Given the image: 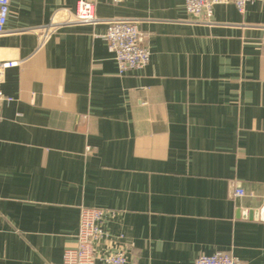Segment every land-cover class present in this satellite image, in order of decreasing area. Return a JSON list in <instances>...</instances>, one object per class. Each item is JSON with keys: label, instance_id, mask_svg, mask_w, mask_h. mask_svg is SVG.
I'll list each match as a JSON object with an SVG mask.
<instances>
[{"label": "crops", "instance_id": "obj_1", "mask_svg": "<svg viewBox=\"0 0 264 264\" xmlns=\"http://www.w3.org/2000/svg\"><path fill=\"white\" fill-rule=\"evenodd\" d=\"M78 1L11 0L0 35L17 62L0 79V264H62L82 207L116 212L127 264H264V0L207 23L184 0H84L94 25ZM112 19L136 23L145 68L119 75Z\"/></svg>", "mask_w": 264, "mask_h": 264}, {"label": "built area", "instance_id": "obj_2", "mask_svg": "<svg viewBox=\"0 0 264 264\" xmlns=\"http://www.w3.org/2000/svg\"><path fill=\"white\" fill-rule=\"evenodd\" d=\"M262 0H184L188 21L207 23L217 5L233 4L242 13L247 4ZM11 0H0V35L5 32L9 17ZM77 23L94 25L100 20L95 15V6L91 2L79 0L72 13ZM141 34L134 21L108 20L103 39L116 62L119 75L145 68L150 59V50L140 41ZM259 45L264 49V30ZM17 62L0 64V79L4 71L15 67ZM10 101L0 89V110ZM236 197L244 195L240 188L234 192ZM116 212L100 208L82 207L79 214L78 232L75 249L65 250L62 264H127L128 245L123 236L114 237L106 229V224ZM123 242V243H122ZM194 264H241L240 260L230 254L217 252L213 255H201Z\"/></svg>", "mask_w": 264, "mask_h": 264}]
</instances>
